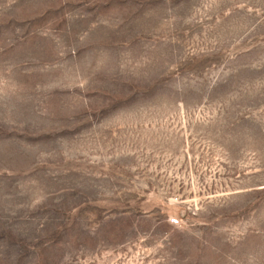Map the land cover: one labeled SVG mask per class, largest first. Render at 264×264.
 <instances>
[{"label": "rangeland", "instance_id": "rangeland-1", "mask_svg": "<svg viewBox=\"0 0 264 264\" xmlns=\"http://www.w3.org/2000/svg\"><path fill=\"white\" fill-rule=\"evenodd\" d=\"M0 264H264V0H0Z\"/></svg>", "mask_w": 264, "mask_h": 264}]
</instances>
